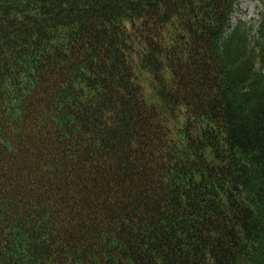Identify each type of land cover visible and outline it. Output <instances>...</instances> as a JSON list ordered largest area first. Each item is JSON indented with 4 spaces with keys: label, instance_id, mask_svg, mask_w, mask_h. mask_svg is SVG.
Segmentation results:
<instances>
[{
    "label": "trees",
    "instance_id": "16d2710c",
    "mask_svg": "<svg viewBox=\"0 0 264 264\" xmlns=\"http://www.w3.org/2000/svg\"><path fill=\"white\" fill-rule=\"evenodd\" d=\"M239 2L0 0V264H264Z\"/></svg>",
    "mask_w": 264,
    "mask_h": 264
},
{
    "label": "rangeland",
    "instance_id": "374dc122",
    "mask_svg": "<svg viewBox=\"0 0 264 264\" xmlns=\"http://www.w3.org/2000/svg\"><path fill=\"white\" fill-rule=\"evenodd\" d=\"M264 4L258 0H240L235 9L232 23L241 20L246 26L252 27L253 30L257 29L258 13L262 10ZM148 83L143 84V89L148 88ZM147 93V92H146Z\"/></svg>",
    "mask_w": 264,
    "mask_h": 264
}]
</instances>
